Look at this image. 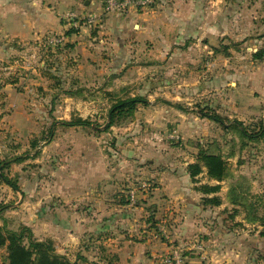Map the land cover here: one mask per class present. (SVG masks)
<instances>
[{
  "label": "rangeland",
  "instance_id": "obj_1",
  "mask_svg": "<svg viewBox=\"0 0 264 264\" xmlns=\"http://www.w3.org/2000/svg\"><path fill=\"white\" fill-rule=\"evenodd\" d=\"M105 1L0 0V231L26 227L74 264H167L170 252L150 250L170 243L159 201L212 180L211 155L227 169L219 224L264 264V122L236 126L218 99L246 95L208 86L264 85V0ZM69 14L97 23L75 30ZM221 14L229 34L210 41L205 20ZM137 97L149 104L109 126L110 109ZM77 120L89 125H65Z\"/></svg>",
  "mask_w": 264,
  "mask_h": 264
},
{
  "label": "crops",
  "instance_id": "obj_2",
  "mask_svg": "<svg viewBox=\"0 0 264 264\" xmlns=\"http://www.w3.org/2000/svg\"><path fill=\"white\" fill-rule=\"evenodd\" d=\"M21 1L25 2L26 0ZM91 6H93V1H90L88 7ZM20 10L21 8H19V13L21 12ZM44 24L45 22L43 21L39 26H43ZM230 25L231 22L225 18L224 14L218 15L215 20L213 17H207L204 28L205 36L209 38L210 41H214L218 36L228 35ZM84 32L86 31L82 30L76 34L70 33L68 36L79 38ZM13 36H17L21 39L27 38L24 29ZM236 36L235 34V37ZM252 79V77L248 79L247 85H208L218 88V92H230L227 88L232 87L231 90H233L235 94L240 92L246 95L241 99L236 96L229 98L228 93L224 92L223 94L225 96L223 95L224 97L218 99L222 102L223 106H228V110L235 114L233 117L236 119V122H243L245 126L252 125V123L253 126H255V122H264V97H262L264 95V85H254V82L251 81ZM262 112L263 115L261 114ZM178 180L179 179H173L174 184L172 185L177 186ZM217 183L219 182L210 180L206 184L198 183L197 185L210 188L215 187ZM222 184H224V182H222ZM162 186L166 187L165 190L168 188L165 183ZM201 187L196 189L197 191L190 193L184 191L187 189L183 187L181 192L178 191L179 194L177 196L168 197L170 201L167 200L168 202L166 204L164 202L165 200L159 201L160 206L163 207L161 209L158 208L159 212L161 210L165 212L164 216H168L167 226L164 225L161 230L165 232V234H168L170 243L169 245L165 243L160 245L154 242V244H152L154 247L150 246L151 254H157V256L161 258L172 249L176 248L184 251L186 264H253V253L247 251L244 239L242 240L237 237V239L231 240L230 237H227L230 231L229 228L224 227V225L220 226L219 224V214L222 213L227 206L223 204V199L218 206L200 204L199 202L203 198L211 199L218 196L217 192L203 193ZM162 190H164L163 187ZM217 225H219L220 228ZM95 226L98 225L95 224ZM261 228L263 227L261 226ZM241 231L244 232L243 230ZM253 231L258 233L255 229H253ZM242 232L241 235H243ZM247 233H249V230ZM238 234L239 233H237V235ZM251 237V240L253 239L254 241L253 236ZM149 245L151 244L147 245L148 248ZM126 247L129 246L127 245ZM252 247H254V244Z\"/></svg>",
  "mask_w": 264,
  "mask_h": 264
},
{
  "label": "trees",
  "instance_id": "obj_3",
  "mask_svg": "<svg viewBox=\"0 0 264 264\" xmlns=\"http://www.w3.org/2000/svg\"><path fill=\"white\" fill-rule=\"evenodd\" d=\"M74 32V30L69 31L68 34ZM262 55L263 52L259 51L254 57L261 59ZM148 104L149 103L146 99H141L139 97L118 102L109 111V126L113 124L115 118L132 116L138 105L146 106ZM204 117H208L210 120L222 124L221 119L216 115H204ZM65 125L86 127L89 123L87 121L77 120L74 123ZM235 125L242 129L241 123L235 121ZM241 132L243 136H246L245 130H241ZM202 160L207 169V174L212 180L222 181L224 179L227 169L226 164L220 157L208 155L203 156ZM190 169H196L195 172L191 173V176L199 174L196 166H190ZM1 178L12 189H17L16 185L8 181L6 178L2 176ZM201 191L203 193H216L218 187L207 188L203 186L201 187ZM202 204L218 206L220 201L216 197L211 199L203 198ZM261 226L264 227V223H262ZM260 236L264 238V232H261ZM24 241H26L25 244ZM3 248H5L7 253L3 264H74L67 258L55 254L49 242L33 241L31 239L30 230L26 227H22L19 232H8L7 234H2L0 231V249Z\"/></svg>",
  "mask_w": 264,
  "mask_h": 264
},
{
  "label": "built area",
  "instance_id": "obj_4",
  "mask_svg": "<svg viewBox=\"0 0 264 264\" xmlns=\"http://www.w3.org/2000/svg\"><path fill=\"white\" fill-rule=\"evenodd\" d=\"M147 1V0H146ZM146 1L143 0H136L137 5H144ZM133 0H106V8L107 10H114V9H124L131 5ZM68 25L71 26L72 29H81V28H92L96 25V19L94 16H86V17H79L75 14H69L67 17ZM133 195L131 196V199ZM132 201V200H131ZM167 264H186L185 263V256L179 249H172L170 251L169 257L165 260Z\"/></svg>",
  "mask_w": 264,
  "mask_h": 264
}]
</instances>
